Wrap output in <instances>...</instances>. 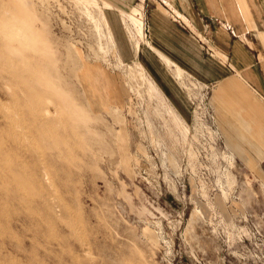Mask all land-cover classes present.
<instances>
[{"label":"rangeland","instance_id":"1","mask_svg":"<svg viewBox=\"0 0 264 264\" xmlns=\"http://www.w3.org/2000/svg\"><path fill=\"white\" fill-rule=\"evenodd\" d=\"M108 1L0 0V264H264V149L142 42L181 8Z\"/></svg>","mask_w":264,"mask_h":264},{"label":"crops","instance_id":"2","mask_svg":"<svg viewBox=\"0 0 264 264\" xmlns=\"http://www.w3.org/2000/svg\"><path fill=\"white\" fill-rule=\"evenodd\" d=\"M106 1L115 6L113 8L116 11H118L117 8L120 9V6ZM201 1L174 0V3L181 8V12L184 14L182 17L187 23L177 24L170 19L164 23L156 15H153L151 26L155 36L154 45L147 39L142 42L147 44L157 59L168 67L176 80L178 75H182L186 79V74H189L196 81H200L204 85H211L213 100L218 102V106L221 104V113H223L221 116L228 113L229 118H236L239 126L243 125L246 131L256 137L249 140L250 144L241 148L263 150L264 28L259 22L260 17L257 18L250 11L247 12L240 8L243 4L250 5L255 1L227 0L226 3L222 0L221 7H235L238 12L225 14V11H220L215 17L208 20H204L202 15L194 10V3ZM132 10L135 14L139 13V9L135 7ZM154 12H159L157 4L154 6ZM196 32H200L203 38L201 44L199 43L200 39L195 37ZM209 47H214L223 56H226L228 61L223 63L204 57L211 56ZM136 54L137 50L135 49ZM140 57L143 59V63L138 62L139 66L149 67L150 75L158 74L156 64L150 58L144 54ZM163 85V89H160L159 86L158 88L166 93L165 83ZM174 117L177 120L175 114ZM232 127L238 130L237 125Z\"/></svg>","mask_w":264,"mask_h":264}]
</instances>
